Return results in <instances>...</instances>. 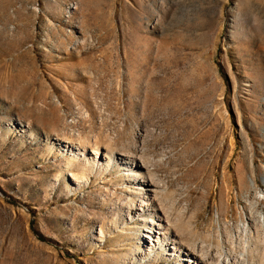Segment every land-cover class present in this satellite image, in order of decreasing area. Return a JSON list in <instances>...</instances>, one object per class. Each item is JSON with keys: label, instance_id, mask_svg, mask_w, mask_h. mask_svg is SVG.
<instances>
[{"label": "rangeland", "instance_id": "1", "mask_svg": "<svg viewBox=\"0 0 264 264\" xmlns=\"http://www.w3.org/2000/svg\"><path fill=\"white\" fill-rule=\"evenodd\" d=\"M132 158L185 246L240 254L264 214V0H0V264H143Z\"/></svg>", "mask_w": 264, "mask_h": 264}, {"label": "bare ground", "instance_id": "2", "mask_svg": "<svg viewBox=\"0 0 264 264\" xmlns=\"http://www.w3.org/2000/svg\"><path fill=\"white\" fill-rule=\"evenodd\" d=\"M109 148L106 147L104 151H102V149L98 146L91 148L90 155L93 156L92 159L93 165L96 164V161L98 163L99 160H101L103 157L102 161L105 163L104 168L106 170L109 169L112 163V152L110 151ZM72 152L74 151L72 150ZM119 155H123V154H119ZM132 160L133 162L138 161L139 164L135 163L136 164L135 168L138 167V165H140L139 168L145 170V173H139L140 171L139 170L137 172V175H135V180L137 181V183L134 184L137 187L135 189L137 196H139L140 198L139 204L136 205L137 208L135 207V209L131 208L128 204L127 213L135 211V213L139 217L138 221L140 222L143 221L144 225L145 222L144 219L141 217L142 214L146 212L148 213V211L149 212L152 211L153 215L157 217L156 222H149V225L145 226L146 229L144 230V235H142L143 239H145V244L147 243L145 245V248H143L142 252H140L141 253L140 255L142 256L140 261L143 262V264H148L151 261L153 262L155 261L159 263L164 260L166 261V259H170V258H172L173 264H264V214L263 213H261V216L257 217L256 222H254V224L247 225L246 228L240 231L239 237L242 239V245H241L242 248L239 255H235L234 253L235 256H229V255L224 256L220 253L222 251L218 252V250L216 252L213 251L205 252L207 249H205L204 251L202 249L203 246L202 244H201V249L198 250L199 252L195 250V246L189 249L187 245L186 246L188 248L185 246L184 244L185 242L183 243L182 241L185 235L182 237V234L184 233H181L182 230H180L178 226L179 222H180L179 224L182 225L181 221L179 219L171 220L172 219L171 216L168 215L164 210L162 204L163 202L161 200V198L163 199V197L160 196V192H159L160 190L159 184H157V182L153 180L154 177L151 175V173L148 172V168L143 165L144 163L142 158H138L137 161L134 158H132ZM71 177L73 178V181L78 182V179L75 176L71 175ZM253 184H255L254 181ZM140 190L141 191L145 190L144 198L140 197V193H139ZM125 192H130V190L126 189ZM163 192L164 191L162 190L161 193ZM180 211L181 213L179 214L181 215L179 216L182 218L184 217V215L182 216V214H184L182 213L183 209ZM184 225L183 227H185L187 224L185 226ZM156 227L157 230L154 231V228ZM100 232L102 233V231ZM169 245L171 246V248H169V252L171 251L170 253L167 252V248Z\"/></svg>", "mask_w": 264, "mask_h": 264}]
</instances>
